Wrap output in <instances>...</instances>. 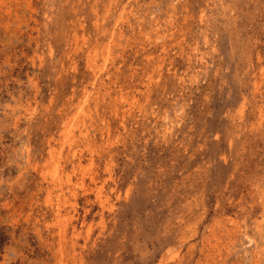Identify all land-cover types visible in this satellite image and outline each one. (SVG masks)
Instances as JSON below:
<instances>
[{
	"label": "rangeland",
	"instance_id": "1",
	"mask_svg": "<svg viewBox=\"0 0 264 264\" xmlns=\"http://www.w3.org/2000/svg\"><path fill=\"white\" fill-rule=\"evenodd\" d=\"M0 264H264V0H0Z\"/></svg>",
	"mask_w": 264,
	"mask_h": 264
}]
</instances>
